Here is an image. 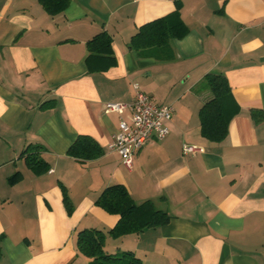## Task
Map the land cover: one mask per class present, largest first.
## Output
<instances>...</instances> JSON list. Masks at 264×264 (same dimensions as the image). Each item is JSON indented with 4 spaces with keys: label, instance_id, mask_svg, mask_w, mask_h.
Here are the masks:
<instances>
[{
    "label": "crops",
    "instance_id": "crops-1",
    "mask_svg": "<svg viewBox=\"0 0 264 264\" xmlns=\"http://www.w3.org/2000/svg\"><path fill=\"white\" fill-rule=\"evenodd\" d=\"M175 2L70 0L50 15L38 0H0V264H88L77 234L116 225L119 216L95 201L117 183L172 219L107 235V251L133 250L146 264H264V0H181L186 36L130 48L140 26L173 12ZM101 31L112 37L116 64L90 72L87 42ZM210 72L225 74L240 106L220 142L200 131ZM135 85L174 112L168 136L145 144L128 169L108 144L131 110L104 107L131 102ZM79 135L104 154L69 156ZM30 144L43 147L48 172L34 173L20 156ZM184 145L197 150L185 153ZM17 172L22 178L10 184Z\"/></svg>",
    "mask_w": 264,
    "mask_h": 264
},
{
    "label": "trees",
    "instance_id": "trees-1",
    "mask_svg": "<svg viewBox=\"0 0 264 264\" xmlns=\"http://www.w3.org/2000/svg\"><path fill=\"white\" fill-rule=\"evenodd\" d=\"M50 15L64 12L70 0H38ZM176 9L140 26L139 31L130 40V48L139 50L154 46L165 47L171 39L183 38L189 32L184 23L180 10L183 6L181 0H176ZM113 40L106 31H101L87 42L88 57L86 59L90 72L106 70L116 64L112 48ZM212 97L203 104L199 111L200 131L205 139L212 142L224 140L229 133V124L232 118L240 111L231 87L222 72H210L204 77ZM50 102L43 106H50ZM39 144L28 145L20 156L24 158L28 167L36 174H43L50 170V163L43 159ZM67 154L79 161L96 159L104 154V148L91 136L79 135L67 149ZM22 178L17 172L9 177V183L14 184ZM63 201L68 214H72L74 206L68 195L67 188L60 184ZM95 204L107 213L119 216L114 227L107 232L88 227L77 234V247L80 253L90 259L88 264H146L133 250H118L109 252L105 249L107 235L119 238L130 233H139L147 228L166 225L172 216L161 209H157L152 200L136 203L124 184L117 183L106 188L98 196Z\"/></svg>",
    "mask_w": 264,
    "mask_h": 264
},
{
    "label": "built area",
    "instance_id": "built-area-1",
    "mask_svg": "<svg viewBox=\"0 0 264 264\" xmlns=\"http://www.w3.org/2000/svg\"><path fill=\"white\" fill-rule=\"evenodd\" d=\"M135 97L129 102L109 101L105 104V112L121 113L131 110V122L119 121L117 133L108 144V149L118 152L121 162L132 169L135 153L153 139L162 140L168 136L174 106L170 103H157L153 98L135 85ZM185 153H195L197 146L184 145Z\"/></svg>",
    "mask_w": 264,
    "mask_h": 264
}]
</instances>
